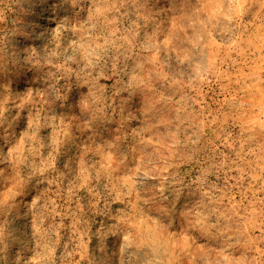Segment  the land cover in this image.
Segmentation results:
<instances>
[{
    "label": "rangeland",
    "instance_id": "rangeland-1",
    "mask_svg": "<svg viewBox=\"0 0 264 264\" xmlns=\"http://www.w3.org/2000/svg\"><path fill=\"white\" fill-rule=\"evenodd\" d=\"M0 264H264V0H0Z\"/></svg>",
    "mask_w": 264,
    "mask_h": 264
}]
</instances>
